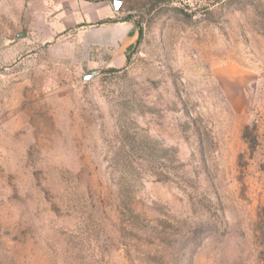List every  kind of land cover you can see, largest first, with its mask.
<instances>
[{
    "label": "rangeland",
    "instance_id": "374dc122",
    "mask_svg": "<svg viewBox=\"0 0 264 264\" xmlns=\"http://www.w3.org/2000/svg\"><path fill=\"white\" fill-rule=\"evenodd\" d=\"M0 264H264V0H0Z\"/></svg>",
    "mask_w": 264,
    "mask_h": 264
},
{
    "label": "crops",
    "instance_id": "0c3cea01",
    "mask_svg": "<svg viewBox=\"0 0 264 264\" xmlns=\"http://www.w3.org/2000/svg\"><path fill=\"white\" fill-rule=\"evenodd\" d=\"M104 10L98 9L96 13V19L91 22H98L101 16L104 15ZM72 16L73 22H76L78 20L76 13H74ZM108 16L111 17L112 13H109ZM97 25L98 26L92 28L91 31L92 44L100 48H105L109 52L111 51L110 56H108V59L106 60L107 64L115 67L125 65L127 60L125 54V43L132 33V24L126 20H123L113 23H101Z\"/></svg>",
    "mask_w": 264,
    "mask_h": 264
},
{
    "label": "water",
    "instance_id": "95a60500",
    "mask_svg": "<svg viewBox=\"0 0 264 264\" xmlns=\"http://www.w3.org/2000/svg\"><path fill=\"white\" fill-rule=\"evenodd\" d=\"M115 5H116V6L118 5V1H115Z\"/></svg>",
    "mask_w": 264,
    "mask_h": 264
}]
</instances>
